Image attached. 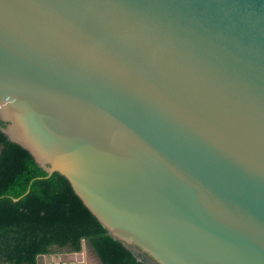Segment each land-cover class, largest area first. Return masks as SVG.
<instances>
[{
  "label": "water",
  "instance_id": "95a60500",
  "mask_svg": "<svg viewBox=\"0 0 264 264\" xmlns=\"http://www.w3.org/2000/svg\"><path fill=\"white\" fill-rule=\"evenodd\" d=\"M0 130L138 260L264 264V0H0Z\"/></svg>",
  "mask_w": 264,
  "mask_h": 264
},
{
  "label": "trees",
  "instance_id": "16d2710c",
  "mask_svg": "<svg viewBox=\"0 0 264 264\" xmlns=\"http://www.w3.org/2000/svg\"><path fill=\"white\" fill-rule=\"evenodd\" d=\"M101 264H147L111 237L68 179L51 175L0 130V264H37L40 254L80 252Z\"/></svg>",
  "mask_w": 264,
  "mask_h": 264
},
{
  "label": "rangeland",
  "instance_id": "374dc122",
  "mask_svg": "<svg viewBox=\"0 0 264 264\" xmlns=\"http://www.w3.org/2000/svg\"><path fill=\"white\" fill-rule=\"evenodd\" d=\"M60 254L61 253L52 254L57 259L56 264H101L92 248L85 241L82 242V250L79 252V255L75 256L72 262L61 263L58 260Z\"/></svg>",
  "mask_w": 264,
  "mask_h": 264
}]
</instances>
